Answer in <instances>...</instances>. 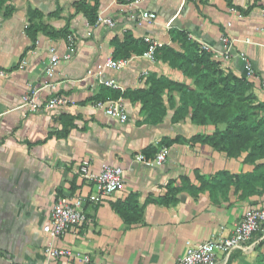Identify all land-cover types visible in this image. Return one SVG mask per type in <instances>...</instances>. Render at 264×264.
Returning <instances> with one entry per match:
<instances>
[{"label": "crops", "instance_id": "0c3cea01", "mask_svg": "<svg viewBox=\"0 0 264 264\" xmlns=\"http://www.w3.org/2000/svg\"><path fill=\"white\" fill-rule=\"evenodd\" d=\"M77 1L9 0L13 10L0 12V264L10 259L35 264H178L189 243L222 241L231 235L249 207L264 206V189L258 186L256 192L242 195L235 184H217L196 193L183 188L176 203L158 201L170 183L181 185L182 175L199 185L200 176L211 177L221 170L246 173L253 171L254 164L246 161V152L230 156L195 138L223 130L225 123H196L190 113L174 119L181 104L178 89L163 87L162 105L151 109L129 96H114L113 90L148 88L154 76L195 85L194 78L179 67L147 55L149 47L129 57H114L113 40L131 34L149 45L160 41L177 47L172 31H184L199 45L210 43L209 51L224 69L250 79L264 101V0H142L139 4L99 0L98 14L113 18L112 27L91 23L77 9ZM30 9H38L41 15L35 19L50 28L59 30L68 24V33L75 37L71 57H64L67 36L54 37L42 30L35 38L30 36ZM144 9L155 11L157 18L143 19ZM223 34L233 40L228 55L222 52ZM52 45L61 61L50 75ZM109 55L129 60L121 68L106 66ZM247 58L253 73H248ZM108 79L119 86L106 84ZM33 89H39L41 99L60 93L69 102L32 109L24 105L23 95ZM100 98L121 99L127 119L96 107ZM159 109L165 110L161 117ZM164 138L169 142L162 143ZM162 148L167 149L166 159L158 164L156 153ZM141 154L144 159H139ZM86 158L93 171L106 161L122 165L124 186L100 203L89 201L85 221L52 240L43 225L57 196L93 190L89 180L76 172ZM131 193L143 209L142 219L132 224L113 206ZM251 240L248 250L235 249L227 264L264 261V226ZM52 241L91 259L85 263L48 257L46 248ZM218 258L224 261L223 250H218Z\"/></svg>", "mask_w": 264, "mask_h": 264}, {"label": "trees", "instance_id": "16d2710c", "mask_svg": "<svg viewBox=\"0 0 264 264\" xmlns=\"http://www.w3.org/2000/svg\"><path fill=\"white\" fill-rule=\"evenodd\" d=\"M76 6L78 10L84 11L91 23L97 21L99 0H95L94 3L79 0ZM2 10H5L6 14L13 10L9 0H0V12ZM38 15H41L38 9H30L27 30L32 38H35L40 30L54 37L67 36L68 24L56 30L50 28L48 24L37 21L35 18ZM172 37L178 42V46L164 44L156 48L155 55L193 77L195 86L162 75L154 76L155 82L148 88L127 89L123 93L121 90H113V95L123 94L140 100L144 107L151 109L162 105L163 87L180 90L181 104L175 109L174 119L190 113L196 123L205 124L208 121L216 125L225 123V129L216 128L211 135L205 137L196 135L195 138L225 150L230 156L246 152L245 159L254 164V169L240 174L221 170L211 177L200 176L199 185L191 183L187 175H182L181 185L172 186L170 183L168 191L160 196L158 201L165 204L176 203L177 193L183 188L196 193L213 188L217 184L221 186L235 184L236 189L242 190V195L256 192L258 186L264 189V101L254 92L253 82L224 69L219 59L208 50H200V45L192 41L184 31L173 30ZM113 42L114 57H129L132 54L142 53L149 47L145 39L131 34L124 40L115 38ZM159 112L161 117L165 110L159 109ZM164 142L168 143V138H164L162 143ZM113 206L127 223H138L142 219L143 209L134 193L124 200L113 202ZM259 264H264V261Z\"/></svg>", "mask_w": 264, "mask_h": 264}, {"label": "built area", "instance_id": "2783aa9c", "mask_svg": "<svg viewBox=\"0 0 264 264\" xmlns=\"http://www.w3.org/2000/svg\"><path fill=\"white\" fill-rule=\"evenodd\" d=\"M132 4H139L142 0H126ZM141 17L145 20H154L157 18V13L148 9L141 11ZM97 23L115 26L116 21L103 14L99 13ZM221 40L224 43L225 49L222 51L225 55L230 53L232 39L223 34ZM68 51L64 57L69 58L75 49V37L72 33L67 34ZM164 45L163 42L156 41L149 45L146 52L147 55L154 57L157 47ZM212 45L207 41L200 42V50H210ZM51 60L48 65L47 72L52 75L56 66L61 61V56L57 52L56 46H50ZM128 58L116 59L109 55L105 60V65L121 68L127 64ZM25 60L20 64L24 66ZM246 68L248 73H253L254 68L249 58L246 59ZM3 74V71H1ZM108 85L118 87L119 84L114 79L104 80ZM121 99L105 98L95 101V106L103 108L107 114L122 120L127 119V112L120 102ZM24 105L30 106L32 109H41L42 107L56 108L67 105L69 100L67 96L60 93L52 94L47 99H41L39 89H33L23 95ZM167 149L162 148L156 153V163L161 164L165 161ZM145 155L141 154L139 159H144ZM79 175L89 180L93 190L89 193L77 194H62L57 196L54 201L50 215L43 225V230L50 235L52 240L62 237L68 231L76 229L86 219V204L90 201L95 204L102 202L108 195L121 189L124 186V167L117 163L103 162L98 171L91 169V160L83 159L76 171ZM264 226V206L249 207L242 218L236 225L231 235L224 238L222 241L210 239L197 244L189 243L186 252L179 257L178 264H227L231 253L235 249L248 250L251 245V239L257 231ZM223 250L225 259L222 263L218 258V250ZM48 257H71L79 259L85 263L89 262L91 257L88 254H83L79 251H74L70 247H62L50 242L46 248ZM4 264H35L32 262H19L13 259L8 260Z\"/></svg>", "mask_w": 264, "mask_h": 264}]
</instances>
